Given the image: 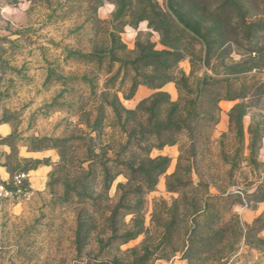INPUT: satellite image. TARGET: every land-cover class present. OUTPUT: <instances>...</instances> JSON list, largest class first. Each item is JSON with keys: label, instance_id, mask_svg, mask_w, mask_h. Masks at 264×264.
<instances>
[{"label": "rangeland", "instance_id": "obj_1", "mask_svg": "<svg viewBox=\"0 0 264 264\" xmlns=\"http://www.w3.org/2000/svg\"><path fill=\"white\" fill-rule=\"evenodd\" d=\"M0 126V264H264V0H0Z\"/></svg>", "mask_w": 264, "mask_h": 264}, {"label": "built area", "instance_id": "obj_2", "mask_svg": "<svg viewBox=\"0 0 264 264\" xmlns=\"http://www.w3.org/2000/svg\"><path fill=\"white\" fill-rule=\"evenodd\" d=\"M34 192L28 170L15 172L8 179L0 180V200L24 203L30 200Z\"/></svg>", "mask_w": 264, "mask_h": 264}, {"label": "crops", "instance_id": "obj_3", "mask_svg": "<svg viewBox=\"0 0 264 264\" xmlns=\"http://www.w3.org/2000/svg\"><path fill=\"white\" fill-rule=\"evenodd\" d=\"M185 71H187V70H185ZM162 89L171 98H173V99L176 98L177 91H176L175 87L172 84L168 83V84L164 85V87ZM7 131L8 130H7V128L5 126H0V134L2 136L7 135V133H8ZM22 157L26 158V159L40 160L41 158H45L47 156L44 155V154H39V153L38 154H34V153H26V152H24ZM48 169H49V167H47V166H39L37 168L28 170V171H30V173H34V175L31 174V185H32V187H33V183L38 189L43 187L45 179H46V174L48 172ZM4 175H5V177H2V175L0 174V180L8 179L12 174L8 173L7 171H4ZM36 187H33L34 190H38V189H36Z\"/></svg>", "mask_w": 264, "mask_h": 264}, {"label": "trees", "instance_id": "obj_4", "mask_svg": "<svg viewBox=\"0 0 264 264\" xmlns=\"http://www.w3.org/2000/svg\"><path fill=\"white\" fill-rule=\"evenodd\" d=\"M174 14V16H175V18H176V20L178 21V23L182 26V28L184 29V30H186L187 32H190L191 34H193L194 36H197V37H199L202 41H204L203 40V38H202V35H200L199 34V32H198V28H199V25H194V26H190L188 23H186V22H184V20L182 19V17H180V15H178L177 13H173ZM205 44V46L207 47V44L206 43H204ZM208 49V48H207ZM155 52V51H154ZM155 53H157V52H155ZM171 52H169V51H162V52H160L158 55H160V56H164V58H166L167 59V57H169V56H172L171 54H170ZM181 73V72H180ZM181 75L183 76L184 74L183 73H181ZM204 85H206V83H205V81L203 80L201 83H198L197 84V87L199 88V87H201V86H204ZM156 88H158V87H156ZM161 93V92H160ZM163 96V95H162ZM153 103V107L154 106H156L157 105V103H159L160 101L159 100H157V97L155 98V100L153 99V101H152ZM168 103H169V101H168ZM170 127L169 126H166V127H164V128H159V131H167L168 129H169Z\"/></svg>", "mask_w": 264, "mask_h": 264}]
</instances>
